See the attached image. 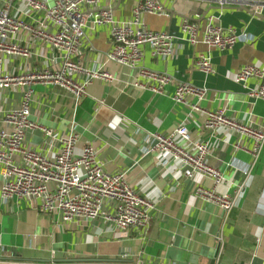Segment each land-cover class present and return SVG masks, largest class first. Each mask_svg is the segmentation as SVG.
Wrapping results in <instances>:
<instances>
[{
	"label": "crops",
	"instance_id": "0c3cea01",
	"mask_svg": "<svg viewBox=\"0 0 264 264\" xmlns=\"http://www.w3.org/2000/svg\"><path fill=\"white\" fill-rule=\"evenodd\" d=\"M44 1L53 4L55 0ZM139 1L100 0L99 6L111 8L123 20L133 16ZM160 1L166 13H144L142 19L152 30L175 35V54L169 59L154 57L146 44L142 65L171 74L172 83L164 93L136 86L135 69L108 61L109 27L88 24L78 59L86 67L108 70L113 80H95L80 99L56 83L38 82L32 85L31 98L34 120L58 135L77 133L76 154L87 145L94 146L107 171H125L128 184L155 203L150 226L122 231L103 218L61 221L58 215L41 211L38 199L13 196L3 200L0 172V259L93 263L119 260L131 253L142 256L147 264H264V142L258 154L251 136L227 126L214 131L205 127L206 109H225L232 119L264 131V99L250 97L248 89L236 81L241 67L264 66V0ZM2 6L4 0H0ZM10 13L34 25L44 19L43 11L33 13L16 0ZM209 15H215L223 27L249 37L224 50L201 42L192 45L182 33L181 21L185 17L198 21L202 34ZM48 30L55 28L48 26ZM16 40L30 54L6 55L5 70L19 74L54 65V50L47 41L27 32ZM199 54L211 55L215 73L206 75L196 67ZM74 78L83 80L82 75L74 74ZM182 81L206 87V97L191 96L185 103L174 100L176 84ZM254 83V79L248 81L250 86ZM0 97L2 108L15 107L20 104L21 89H5ZM181 124L188 127L192 141L211 143L207 161L225 175V182L215 185L202 172L190 177L191 168L182 160L169 153L145 152L151 142L148 132L170 134ZM27 142L48 151L40 130L29 132ZM199 186L232 195L235 206L227 214L198 195ZM107 209L112 207L106 205Z\"/></svg>",
	"mask_w": 264,
	"mask_h": 264
},
{
	"label": "built area",
	"instance_id": "2783aa9c",
	"mask_svg": "<svg viewBox=\"0 0 264 264\" xmlns=\"http://www.w3.org/2000/svg\"><path fill=\"white\" fill-rule=\"evenodd\" d=\"M15 0H4L0 7V93L5 89H21L20 104L4 109L0 97V172L2 175L1 198L17 196L20 199L40 200V210L56 214L61 221H95L103 218L114 223L120 230L131 227L148 229L155 203L131 187L126 172L111 173L99 161L97 150L92 145L84 147L81 154L75 153L78 134L70 131L58 135L54 130L31 117L32 85L38 82L56 83L71 91L76 99L87 93V87L98 79L113 80L108 70L89 68L78 59L86 41V28L107 25L111 45L107 51L108 61L131 67L137 72L135 85L153 92L164 93L173 77L166 71H154L144 65L143 46L148 44L154 57L169 59L175 54V35L168 31H155L142 19L144 13L162 15L166 9L160 0H140L128 19H118L111 8L99 6L100 0H55L49 4L44 0H16L25 4L33 13L44 12L38 25L10 13ZM221 4L225 0H220ZM243 2H240L242 4ZM215 15L206 17V25L200 34L201 25L188 17L181 21L182 33L192 45L204 43L221 50L247 39L246 32L238 33L233 27H223ZM48 26L55 28L48 30ZM21 32L50 43L54 50V65L37 71L19 74L7 71L3 65L6 55L28 56L30 50L17 42ZM196 67L206 75L215 73L210 54H199ZM74 74L82 75L78 81ZM255 80L254 85L248 81ZM236 81L248 89L252 98L264 99V66L248 64L239 69ZM208 89L190 82H179L173 94L174 100L185 103L194 96L197 100L206 97ZM193 108H199L197 104ZM205 127L216 130L227 126L245 136H251L259 154L264 142V131L246 123L238 122L226 114L225 109H206ZM40 130L48 151L37 150L27 144L28 133ZM151 139L145 152L169 153L191 168L189 176L202 172L214 180L215 185L226 181L225 175L207 161L211 153L209 141H192L188 127L178 126L170 134L148 132ZM190 144V145H189ZM58 145L57 150L54 148ZM256 153V155H257ZM196 193L221 206L226 213L235 206V197L220 194L215 188L199 186ZM110 205L112 210H105ZM0 263L16 264H147L142 256L124 253L119 260L107 262H57L29 263L0 259Z\"/></svg>",
	"mask_w": 264,
	"mask_h": 264
},
{
	"label": "water",
	"instance_id": "95a60500",
	"mask_svg": "<svg viewBox=\"0 0 264 264\" xmlns=\"http://www.w3.org/2000/svg\"><path fill=\"white\" fill-rule=\"evenodd\" d=\"M239 3H240V1H239ZM1 258V257H0ZM0 264H16V263H0Z\"/></svg>",
	"mask_w": 264,
	"mask_h": 264
}]
</instances>
